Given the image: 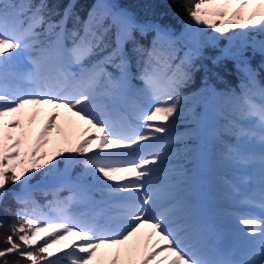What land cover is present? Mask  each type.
<instances>
[{
    "label": "snow or ice",
    "instance_id": "snow-or-ice-1",
    "mask_svg": "<svg viewBox=\"0 0 264 264\" xmlns=\"http://www.w3.org/2000/svg\"><path fill=\"white\" fill-rule=\"evenodd\" d=\"M78 3L0 0V214L15 217L0 264H264V87L246 55L264 57V0H187L186 39L117 0H97L85 19ZM207 29V42L234 47L213 64L235 61L242 79L239 93L205 79L200 95L214 103L198 113L182 90L207 71L197 63ZM149 31L146 48L137 33ZM185 116L193 127L177 133ZM205 138L239 258L184 195L195 168L170 163ZM36 193L51 197L48 212Z\"/></svg>",
    "mask_w": 264,
    "mask_h": 264
},
{
    "label": "trees",
    "instance_id": "trees-1",
    "mask_svg": "<svg viewBox=\"0 0 264 264\" xmlns=\"http://www.w3.org/2000/svg\"><path fill=\"white\" fill-rule=\"evenodd\" d=\"M97 2V0H79L77 10L81 19H85L87 17L88 11L92 8V6ZM121 7L126 8L130 11L136 20L139 23H162L168 25L172 33L175 37H182L186 39L188 35H190L191 29H187L186 25L189 23V16L185 11L184 4L187 0H117ZM71 27V24L69 25ZM202 33V43H204L203 47V55L204 58L197 61L198 65H204L207 68L205 71L204 67H201V70L196 73L195 82L189 87L182 90L183 95L189 97V100L185 104V108H194L196 112L203 113L205 103H214L208 94L200 95V90L204 87V80L207 79V83L209 86L214 88L217 92H226L230 89H235L237 93L240 92V81L242 79V75L237 71L235 61L231 59H223L218 65L213 64V59L216 57L222 56L224 51L227 49L234 50V47L229 43L227 39H217L213 43L207 42L205 37H210L213 35V30L206 34ZM155 37V33L149 31L146 35L140 36L137 33V40L144 47H151L152 40ZM131 47V45H129ZM180 55H183L181 51ZM248 56L251 66L258 73L257 80L261 87H264V57L259 55L258 53L253 55L251 49L246 53ZM113 71V69H109ZM133 73H136L138 69L135 66V61L133 60ZM134 83H139L138 81H134ZM190 120L189 116L182 117L176 126L175 131L177 133H183L187 129L192 128L193 125L187 123L186 121ZM189 145L195 146L198 142L195 140L188 141ZM201 144V142H199ZM182 144H176L173 146L170 151H175L176 149H183ZM201 146L198 151L188 153V160L184 159V153L180 152L176 157H174L170 162L174 164V166H178L183 164L185 169L192 173V170L196 168V160L199 156ZM206 153L209 158V163L214 165V155H213V145L210 141L205 145ZM82 169L77 167L74 171L79 172ZM189 183V181H188ZM209 183L214 185V179L212 176L209 178ZM16 190L18 186H13ZM192 190L187 189L185 187V195L190 196ZM67 193H61V196H65ZM37 202L41 205L42 210L45 211L46 207H43L48 199L51 197L45 198L40 193H36ZM9 204L13 209L16 208V205L9 201ZM215 218H220V215H217ZM15 217L11 214H0V235L5 234L7 232V225L11 224L14 221ZM3 245L0 244V247Z\"/></svg>",
    "mask_w": 264,
    "mask_h": 264
},
{
    "label": "rangeland",
    "instance_id": "rangeland-1",
    "mask_svg": "<svg viewBox=\"0 0 264 264\" xmlns=\"http://www.w3.org/2000/svg\"><path fill=\"white\" fill-rule=\"evenodd\" d=\"M191 31H190V34H191ZM210 31H212V29H210ZM210 31H207L206 34H208ZM256 98H257V101H258V97H256ZM171 165L174 166L173 163H171ZM211 166L216 167L215 163H214V165H211ZM210 170H211V172H213V174L215 176V181H216L215 182L216 186L214 187V189L211 188V190L215 191V193L217 194V195H215V197L218 200V204H216L215 199H213L214 200V205L215 204L218 205V208H215V210H214V214H216V215L220 214L221 215V217L219 219V222L217 221L222 226V231L219 233V235L222 238L223 244L225 246H231V245H235L236 246V248H237V258H239L240 254L243 251L244 241L242 239L234 238V236H233L234 229H233L231 220L223 215L225 210H227L229 207H232V205H231V202L225 198V196L223 194V190L221 189V187L219 186L218 181H217V176L220 175V171L221 170L218 169L217 167L216 168H212ZM32 183L35 184V180L32 181ZM194 185L196 186V181L195 180H193L191 182L190 187L191 186L194 187ZM185 186H184V188H185ZM195 206H196L195 210L197 212L199 210L200 206H199V204H197L196 201H195ZM48 211H49L48 208H46L45 212H48ZM70 211L73 212V213H78L76 211V209H75V205L72 207V209H70Z\"/></svg>",
    "mask_w": 264,
    "mask_h": 264
}]
</instances>
